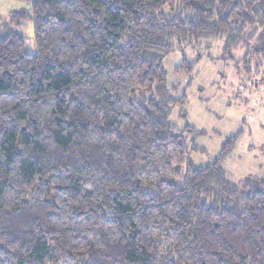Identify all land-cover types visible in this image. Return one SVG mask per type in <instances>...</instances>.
<instances>
[{"label": "trees", "instance_id": "trees-1", "mask_svg": "<svg viewBox=\"0 0 264 264\" xmlns=\"http://www.w3.org/2000/svg\"><path fill=\"white\" fill-rule=\"evenodd\" d=\"M28 2L0 22V264H264V178L230 180L238 135L192 164L163 66L264 53V0Z\"/></svg>", "mask_w": 264, "mask_h": 264}, {"label": "rangeland", "instance_id": "rangeland-1", "mask_svg": "<svg viewBox=\"0 0 264 264\" xmlns=\"http://www.w3.org/2000/svg\"><path fill=\"white\" fill-rule=\"evenodd\" d=\"M28 0H0V22L10 21V10L28 7ZM17 30L26 38V52L38 54L33 25ZM195 65L193 75L177 72L184 62ZM169 88H176L177 104L170 122L185 137L193 165L207 166L220 154L226 140L238 135L236 149L225 162L230 180L264 178V53L253 46L229 55L220 40L202 39L176 48L164 61Z\"/></svg>", "mask_w": 264, "mask_h": 264}, {"label": "crops", "instance_id": "crops-1", "mask_svg": "<svg viewBox=\"0 0 264 264\" xmlns=\"http://www.w3.org/2000/svg\"><path fill=\"white\" fill-rule=\"evenodd\" d=\"M13 11H15V10L14 9L10 10V13L13 12Z\"/></svg>", "mask_w": 264, "mask_h": 264}]
</instances>
